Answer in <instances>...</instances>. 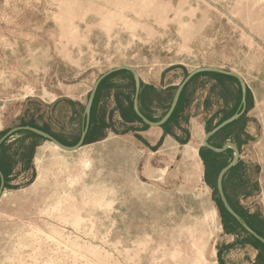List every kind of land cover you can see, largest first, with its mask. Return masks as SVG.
Returning a JSON list of instances; mask_svg holds the SVG:
<instances>
[{"label":"rangeland","instance_id":"obj_1","mask_svg":"<svg viewBox=\"0 0 264 264\" xmlns=\"http://www.w3.org/2000/svg\"><path fill=\"white\" fill-rule=\"evenodd\" d=\"M121 65L141 75L156 121L196 68L244 78L245 135L226 194L264 217V0H0V137L35 119L76 141L96 79ZM122 78L102 88L97 120L107 119L113 91L127 105ZM207 81L186 87L180 109L189 114L162 127L171 137L113 122L115 96L110 126L128 137L108 128L75 152L40 140L31 156V140L18 146L15 134L4 148L18 163L0 201V264H264V252L227 225L213 187L234 153L202 154L208 130L238 110L239 84L211 91Z\"/></svg>","mask_w":264,"mask_h":264},{"label":"trees","instance_id":"obj_2","mask_svg":"<svg viewBox=\"0 0 264 264\" xmlns=\"http://www.w3.org/2000/svg\"><path fill=\"white\" fill-rule=\"evenodd\" d=\"M118 76H122V80L127 81V93L125 95V99L127 101V105H122L119 94H115L116 100H117V110H119L121 117L123 119V121L125 123H133L135 121H139L141 123H143L135 114L134 109H133V98H134V93H135V87H134V80L133 77L131 75L130 72L128 71H119L117 73L112 74L111 76H109L108 78H106L102 84L100 85L96 98H95V102L92 108V113H91V123H90V128H89V132L87 135V138L85 140V144L90 142L91 140H95L97 138H100L104 135V131L112 126H110L109 123L106 122V120L104 119V115L102 116L101 119L97 120L96 116H95V112H96V107L98 106L99 103V96H100V92L102 90V88L104 87V85L107 83L108 80L116 78ZM197 77H206L208 78L210 81H214L213 83L211 82V88L210 90H216L219 84H223V83H230V82H238L235 78L233 77H229L226 75H222V74H218V73H202L197 75L196 77H194L193 79L197 78ZM192 79V81H193ZM210 81L204 82V84H208L210 83ZM239 84V83H238ZM120 85L115 84L114 87H116V89H118ZM240 88V85H239ZM144 90H145V85L142 83L141 85V92H140V98H139V102L142 104V100L144 98ZM185 90L183 91L178 106L175 110V112L173 113L172 117L170 118V120L163 126L166 127L180 112V108H181V104L183 102V98L185 95ZM249 95V92H248ZM247 95V96H248ZM240 97H241V89H240ZM236 112V111H235ZM234 112V113H235ZM233 113V114H234ZM231 114V115H233ZM230 115V116H231ZM147 116V115H146ZM228 116V117H230ZM150 120L152 121H156L155 119L151 118L150 116H147ZM226 117V118H228ZM244 116H242L240 119H238L236 122H234L233 124L227 126L225 129H223L220 133H218L217 135H215L214 137H212L209 141L212 145L220 148L222 146H220L218 144L217 141H226L228 139L233 140L238 146L241 145V143H243V135H245V122H242ZM226 118H224L223 120H225ZM223 120H221L220 122H222ZM219 122V123H220ZM241 122V126H240V134L236 135H232L229 134L227 132V130L235 125ZM218 123V124H219ZM144 124V123H143ZM33 126L36 128H39L41 130H44L46 132H48L49 134H51L52 136H54L57 140H59L61 143H63L64 145L67 146H72L74 144H76L79 140V138L76 141L73 142H69L66 139H64V136L54 132L52 130V127L50 126V124L48 123H44L42 125H39L36 123L35 119H32L29 123L25 124V126ZM145 125V124H144ZM212 128H210L209 130H211ZM128 129L123 130L121 133L126 132ZM208 130V131H209ZM20 135L17 139H15L12 143L18 145V146H22L23 145V141L25 142L27 139L31 140L30 145H29V149L30 151H28V155H33L36 152V148L39 146V141L40 140H45L44 138L29 132V131H21L18 132ZM17 133V134H18ZM10 141V139H8L0 148V169L3 172L4 176H5V187H8V181L11 177V175L13 174L14 171V167L15 165L18 163V159H16V157L10 158L7 155H4V148L6 147V145H8V142ZM231 150V149H228ZM228 150H226L224 153L222 154H218V153H214L206 148L202 149V154L203 157L205 158V161H209L212 157H216V156H224L225 154H227ZM232 151V150H231ZM233 152V151H232ZM24 156L26 155L25 153H18L16 154V156ZM232 159V158H231ZM228 164V162H226L225 164L222 163V165H220V167H217L214 171V180H213V187L216 189V195H217V200L219 203V206L221 208V212L222 215L224 216L227 225L229 226V228H237L239 227L247 236L248 239H251V242L253 244V246H255L257 249L261 250L262 252H264V245L262 243H260L259 241H257L253 236H251L248 232H246L239 224L238 222L226 211V209L224 208L221 199L219 197V194L217 192V185H216V181H217V177L218 174L220 172V170L225 167ZM239 164V163H238ZM238 164L232 169L234 170L235 168H237ZM208 165V163H207ZM231 170V171H232ZM228 175V174H227ZM227 177V176H226ZM226 177L224 180V188H225V192H226V187H225V181H226ZM227 193V192H226ZM229 202L231 203V205L233 206V208L241 215V217L256 231L258 232L260 235H262L264 237V217L258 215V214H249V212H244L241 208V206L239 204L234 203V201L227 195ZM227 226V227H228ZM248 240V241H249ZM250 242V241H249Z\"/></svg>","mask_w":264,"mask_h":264},{"label":"water","instance_id":"obj_3","mask_svg":"<svg viewBox=\"0 0 264 264\" xmlns=\"http://www.w3.org/2000/svg\"><path fill=\"white\" fill-rule=\"evenodd\" d=\"M119 71H128L131 73L133 80H134V87H135V93H134V98H133V109L137 117L147 126L150 127H163L172 117L173 113L175 112L180 97L185 90V88L188 86V84L192 81L194 77H196L199 74L202 73H218L222 75H226L229 77L235 78L241 89V104L238 108V110L231 115L230 117L226 118L219 124H217L215 127H213L211 130H209L203 137L202 140V145L214 152V153H224L226 150L231 149L233 151V158L231 161L223 167L217 177L216 185H217V192L219 194V197L221 199V202L226 209V211L238 222V224L246 231L248 232L251 236H253L257 241L262 243L264 245V237L260 235L258 232H256L242 217L241 215L233 208L231 203L229 202V199L227 197V194L225 192L224 188V180L227 174L239 163L240 160V149L237 146V144L233 142H227L224 144L222 147L218 148L210 143V139L220 133L223 129H225L227 126L233 124L236 122L238 119H240L244 114L247 109V95H248V87L247 83L245 82L244 78L237 72L231 71V70H225L222 68H217V67H199L191 72H189L182 82L177 86L175 93L173 95L170 107L168 108L167 112L165 115L157 121H152L150 120L140 109L139 105V98H140V92H141V85H142V80L139 72L136 70L131 65H121L115 68H112L105 73L101 74L95 81L89 96L88 100L85 104L84 107V112H83V121H82V130L81 134L79 137V140L76 144L72 146H67L61 143L59 140H57L54 136L49 134L48 132L41 130L39 128L33 127V126H17L15 128H12L8 130L4 135L0 137V148L1 146L8 140L11 139L15 134L21 131H29L32 132L42 138H44L47 141L53 142L56 144L60 149L64 151H76L80 149L84 144L85 140L87 138L89 128H90V123H91V113H92V108L95 102V98L98 92V89L102 82L111 76L114 73H117ZM5 189V176L3 172L0 169V201L3 196Z\"/></svg>","mask_w":264,"mask_h":264},{"label":"crops","instance_id":"obj_4","mask_svg":"<svg viewBox=\"0 0 264 264\" xmlns=\"http://www.w3.org/2000/svg\"><path fill=\"white\" fill-rule=\"evenodd\" d=\"M141 76V75H140ZM121 81H124V80H120L119 82H121ZM113 82L115 83V82H118V80H113ZM214 81H212V83H213ZM114 96H115V94H114V91L111 93V96L109 97V96H106L107 97V99L109 98V101H108V106H106L107 108L109 107L110 109L109 110H106V116H107V123H109L110 124V119L112 118L113 120V122L114 121H116L117 119L120 121V123L122 124V123H124L125 124V126H129V125H133V126H135V124L136 123H125L124 121H123V119H122V117H121V115H120V113L118 112V111H116V115L114 116V117H111L110 118V115H111V112L113 111V109H114V107L116 106V103H115V100H114ZM139 105H140V109H141V111L145 114V115H147V116H149L148 115V110H149V108H150V105H148V104H145V105H143V104H141L140 102H139ZM188 108V107H187ZM187 108L184 110H181L180 109V112H179V114L172 120V122L171 123H173V124H175V125H179V122H177V120L179 121V120H182V117H183V115L185 114V112H186V110H187ZM189 114V113H188ZM188 114H185L186 116L188 115ZM165 115V114H164ZM163 115V116H164ZM162 116V117H163ZM185 116V117H186ZM187 118H185L184 120H186ZM188 125V124H187ZM195 127V122L193 121V119L192 120H190L189 121V128H190V132H191V136L192 137H194V130H193V128ZM154 129H156L157 131L155 132V133H157L158 132V137H164V136H167V137H171V135H169V134H167V135H165V132H164V130L162 129V127H153ZM188 128V127H187ZM109 129H111V131H112V128L110 127ZM112 132H114L115 134H113L114 136H116V137H118V136H122V137H128V132H125V133H121V134H119V133H117V132H115V131H112ZM131 132V131H130ZM152 133H154V132H151V134ZM111 135V134H110ZM109 135V136H110ZM109 136H108V134H107V136L105 137V138H103V139H101V140H99V141H96L95 143H98V142H102V141H105V140H107L108 138H109ZM50 142V141H49ZM52 145H54L55 147H57V148H59L56 144H54L53 142H50ZM85 145V144H84ZM84 145L80 148V149H82L83 147H84ZM41 145H39L37 148H36V152H37V150H38V148L40 147ZM80 149H78V150H80ZM59 150H61V149H59ZM78 150H76V151H78ZM61 151H64V150H61ZM64 152H75V151H64ZM35 155H36V153H35Z\"/></svg>","mask_w":264,"mask_h":264}]
</instances>
